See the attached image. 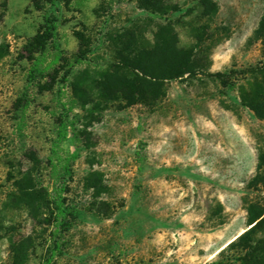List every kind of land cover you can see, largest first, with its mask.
<instances>
[{"label": "rangeland", "instance_id": "rangeland-1", "mask_svg": "<svg viewBox=\"0 0 264 264\" xmlns=\"http://www.w3.org/2000/svg\"><path fill=\"white\" fill-rule=\"evenodd\" d=\"M263 10L264 0H0V264L47 253L46 159L62 121L76 215L54 264L218 261L258 221L247 223V204L264 201L252 181L264 119L240 102L264 81ZM47 14L55 37L28 60ZM175 60L191 73L163 72Z\"/></svg>", "mask_w": 264, "mask_h": 264}, {"label": "trees", "instance_id": "trees-1", "mask_svg": "<svg viewBox=\"0 0 264 264\" xmlns=\"http://www.w3.org/2000/svg\"><path fill=\"white\" fill-rule=\"evenodd\" d=\"M53 1V0H47ZM259 30L264 32V10L260 20ZM56 34V17L53 14L44 16L43 23L36 33L25 44L24 49L28 60H36L35 54H42L47 44H49ZM77 38L82 39V33H76ZM174 53H178L175 51ZM85 52L77 53L76 58H84ZM175 66L165 69L170 77H179L184 73H191V69L184 66L181 61L175 60ZM261 67H253L254 71ZM138 71L143 76L162 79L160 75L152 76L151 70L139 67ZM68 72L67 70L65 71ZM156 72V70H155ZM162 72V71H161ZM209 76L223 80L225 74L216 71L208 73ZM48 81L38 84L41 90H50L55 79V75L50 74ZM146 82V81H144ZM241 104L250 108L254 114L264 119V81L255 83L254 88L247 92H243L240 97ZM66 139V125L60 122L55 138L50 140L49 155L46 159L49 177V189L46 194V204L49 210L48 224L51 226V233L48 235L50 246H48L46 255L38 264H54V260L63 252L62 244L64 242V234L72 223L73 217L76 215V207L68 200L70 182L72 180V161L74 154L61 147V142ZM258 172L252 179L254 184L264 188V152L259 154ZM32 189V188H31ZM247 223L252 224L258 219L256 224L245 230L237 239L229 243L219 253V260L214 264H264V237H257L256 232L264 228V201H250L246 207Z\"/></svg>", "mask_w": 264, "mask_h": 264}]
</instances>
